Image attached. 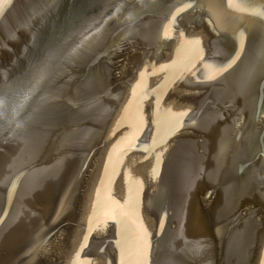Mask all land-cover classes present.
<instances>
[{
  "label": "water",
  "instance_id": "95a60500",
  "mask_svg": "<svg viewBox=\"0 0 264 264\" xmlns=\"http://www.w3.org/2000/svg\"><path fill=\"white\" fill-rule=\"evenodd\" d=\"M0 264H264V0H0Z\"/></svg>",
  "mask_w": 264,
  "mask_h": 264
}]
</instances>
